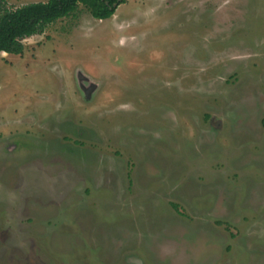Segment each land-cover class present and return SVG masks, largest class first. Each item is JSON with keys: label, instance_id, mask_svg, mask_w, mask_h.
<instances>
[{"label": "rangeland", "instance_id": "rangeland-1", "mask_svg": "<svg viewBox=\"0 0 264 264\" xmlns=\"http://www.w3.org/2000/svg\"><path fill=\"white\" fill-rule=\"evenodd\" d=\"M22 43L0 264H264V0L80 4Z\"/></svg>", "mask_w": 264, "mask_h": 264}, {"label": "trees", "instance_id": "trees-1", "mask_svg": "<svg viewBox=\"0 0 264 264\" xmlns=\"http://www.w3.org/2000/svg\"><path fill=\"white\" fill-rule=\"evenodd\" d=\"M126 0H47L8 9L0 0V52L20 55L22 40L42 33L47 25L75 13L83 5L98 20L110 18Z\"/></svg>", "mask_w": 264, "mask_h": 264}, {"label": "water", "instance_id": "water-1", "mask_svg": "<svg viewBox=\"0 0 264 264\" xmlns=\"http://www.w3.org/2000/svg\"><path fill=\"white\" fill-rule=\"evenodd\" d=\"M94 88H95L94 85H91V86L87 89V92H86V93L91 92Z\"/></svg>", "mask_w": 264, "mask_h": 264}]
</instances>
